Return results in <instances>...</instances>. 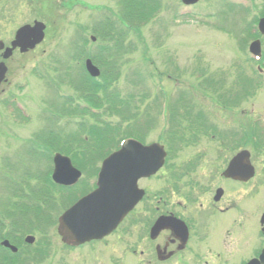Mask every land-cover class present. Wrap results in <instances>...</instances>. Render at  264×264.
Instances as JSON below:
<instances>
[{"label":"rangeland","instance_id":"rangeland-1","mask_svg":"<svg viewBox=\"0 0 264 264\" xmlns=\"http://www.w3.org/2000/svg\"><path fill=\"white\" fill-rule=\"evenodd\" d=\"M118 1L0 0V41L6 46L12 41L15 31L21 26L31 24L33 21L43 22L46 25L45 39L38 47L23 55L15 51L10 59L5 61L8 74L7 83L3 84L2 89L5 90V95L9 96L8 99L21 101L31 116L30 121L18 118V122L21 124L15 125L7 117L3 104L0 103V160L8 159L6 163L11 166L12 170L19 162L25 160L24 156H20L22 145L31 140V134L35 129L42 131L47 126L42 111L46 115L55 113L52 109L47 111L48 108H44L47 106L41 103L47 101L52 104L53 97L47 83L37 77L42 78L45 75L46 79L48 76L51 80L52 78L56 80L58 77L61 82L63 79L58 69L47 71L48 61L54 55L64 58L63 55L68 54V50L72 47L71 44L78 38L81 41L83 38L86 39L87 46L92 45L89 42L90 37L99 40L98 34L94 33L100 28L97 24L103 17H111V15L115 17L116 13L113 12L117 11ZM155 2L160 5L158 6L160 7L159 14L148 25L140 27V37L133 33L126 37L127 54L125 57L128 58V62L122 65L116 83L108 89L106 94H103V97L109 100L119 94L122 107L117 102L116 111L110 112L106 110L111 106L104 104L99 109L102 113L101 121L96 123L91 122L87 111V113L82 111L73 113L66 112L69 110L67 109L58 112L60 119L56 123V129L59 131L67 127L70 132L73 130L76 133L80 132L81 136L78 139H85L83 142L85 148L74 149L72 154H90L93 149L99 147V144L92 141L93 135L90 138L86 136L89 127L95 126L100 129L105 128L102 131L107 130L108 132V136L105 137L107 139L104 140L102 146L116 143L124 136L123 133L127 135L130 133L129 136L135 135L145 141V144L158 142L167 150L168 145L174 143L166 132L170 129L169 119L164 117L167 111L159 117L156 113V108L163 107L162 102L166 101L159 100V104L154 103L155 98L164 92L166 95H162L168 99L167 104H171L180 94L188 95L187 102L189 106L193 107L192 110L189 111L188 107H183V111L180 110V114H184L187 119H180V123L186 127H189V122H193L196 118L200 117L203 121L206 118L210 125L214 127L222 125V127H226L227 134L232 133L236 138L238 132L235 128H238L239 132L245 131L246 133L247 127L251 128L254 120L263 121V86H255L253 97V91L249 92L244 89L243 93L245 94H241L240 98L242 102L239 105L231 103L234 98L231 93L234 95L238 93L236 86L241 89L251 86L247 79H252L255 76L246 53L248 45H243L242 38L238 39L236 36L243 30L241 20L245 19L246 15L244 14L241 19L239 17L240 22L233 26L232 15L226 16L227 19H230L229 23L224 19H218V22L215 20L218 17H216V12L222 11V6L227 3V0H199L197 5L190 8L183 7L179 0L149 1L151 6ZM263 4L264 0H254L256 11L252 13V16L247 15V19L257 18L258 10H262ZM185 13L186 15L183 16ZM105 41L106 44L112 45L115 38L110 36ZM86 49L90 50L88 47ZM197 75L202 78L196 79ZM240 79H244L243 82ZM205 80L210 82L208 87L213 89L207 88ZM134 81L137 83L135 84ZM218 84L225 86L226 91L222 94L224 98H220V95L215 91L216 89L218 92L223 90L222 87H216ZM66 86L67 82L57 85L56 88H60L56 90L57 95L72 94L71 91L66 90ZM128 94H132L134 99L129 107H126L123 102L125 103ZM141 96H143L142 99ZM77 102L80 101L70 99V104L73 106L70 108L71 110H75L74 107L80 109L81 105L78 104H84ZM232 106L234 107L232 108ZM147 112L155 118L153 128H149L146 123L145 125L144 123L139 125L134 123L141 117L146 118L140 114L143 115ZM145 121L147 122L146 119ZM65 122L69 124L64 127ZM6 135L7 137H5ZM203 142L207 148L195 141H193L196 143L195 145L184 144L186 148L183 147L180 151L173 152L175 158L169 155L171 158L167 161L166 168L162 172H159L154 178L138 183L139 188L145 191V199L124 220L114 235L76 250L66 249L57 234V223H49L51 217L54 218V221L57 217L56 213L51 211L47 213V221L43 219L40 220V223L30 221L29 228L24 222L26 225L17 230L15 234H19V236L16 237L23 238L28 235L34 237L35 243L29 249L34 251L33 254L37 258H40L43 253L46 258H40L33 264H39V261H41L40 264H241L243 259L250 257L253 250L263 242L259 238L261 236L259 219L264 213V148L258 147L257 150L254 149V153L251 152L252 164L258 169V176L253 181L239 185L225 184L218 178L219 168L213 160L215 158L213 150L216 147L215 142H206L205 140ZM194 146H196L195 150ZM24 151L26 153V149ZM248 151L250 150L248 149ZM61 154L64 155V153ZM25 161L23 162L26 165H30L32 160ZM36 162L41 170L49 167L46 160L36 159ZM195 163H198L196 170L190 172L188 178L178 180L179 188L175 193L172 195L161 193L167 186L168 180L181 174L179 169ZM37 170L38 168L33 169L31 174ZM77 170L79 169L77 168ZM40 172L39 170L38 173ZM95 172L96 168L83 170L78 188L70 190L69 194H61V191H57L54 201H58V204L62 203V206L74 203L77 191L85 195L92 190ZM209 174L212 175L210 179ZM8 175H10L9 170L5 169L0 161V180ZM213 179L216 182L214 186L210 182ZM24 182L29 183L28 178ZM185 184H189L187 190L191 185L197 187L199 192L196 190L194 192L199 196L195 206L202 204L206 212L211 211L210 206L207 205L212 204V198L217 188H222L224 191L223 205L232 204L233 210L226 215H219L209 220L198 218L201 225L207 229L203 230L200 236L196 235L199 232L195 230L189 237L186 249L180 255L161 262L157 260L156 247L163 248L168 234L161 233L152 241L149 239L148 233L143 232L147 223L142 221H145L146 215H148L147 210H153L157 206L161 208L165 205V211L184 214L183 212L187 208L185 206L178 207L180 202L184 201H181V191L184 190ZM0 193H3L2 188H0ZM36 196L38 197L37 194ZM54 207L59 209L55 204ZM65 209L66 207H62L61 211ZM195 211L194 209V213ZM35 224L36 228H34ZM40 225H45L41 226L44 232L41 236L42 231L39 233L38 230H35L41 229ZM43 236L46 237L48 246L45 242V246L41 244ZM26 249L28 248H23V250ZM25 258L27 255L23 252L19 258V264Z\"/></svg>","mask_w":264,"mask_h":264},{"label":"water","instance_id":"water-1","mask_svg":"<svg viewBox=\"0 0 264 264\" xmlns=\"http://www.w3.org/2000/svg\"><path fill=\"white\" fill-rule=\"evenodd\" d=\"M197 1L182 0L185 5L194 4ZM44 28V25L35 22L33 27L24 26L19 29L12 43V49L7 50L4 57L8 58L12 50L17 47L22 53L34 49L43 40ZM1 49L2 45L0 44ZM86 68L92 77L99 76V71L90 61L86 62ZM5 73V67L0 64V83ZM161 152V148L157 145L144 149L136 148V151L123 149L105 160L98 178V189L82 199L60 218L59 234L62 236L63 242L73 241L78 245L92 239H100L111 233L143 195L137 189V180L149 177L162 166L164 154ZM224 175L240 180L252 177L253 170L248 162V154L240 153L230 163ZM79 176L80 174L70 166L69 160L56 157L53 174V180L56 183L70 186L78 180ZM220 195L221 192H218L215 197L216 201ZM261 223H264V216ZM164 227L170 226L155 227L152 231L153 235H157ZM170 229L184 245L187 239L186 229H178L177 226H171ZM28 241L32 242V239H28ZM5 245L7 244L5 243ZM12 251L15 252V249L12 248ZM249 264H264V249L259 259L251 261Z\"/></svg>","mask_w":264,"mask_h":264},{"label":"trees","instance_id":"trees-1","mask_svg":"<svg viewBox=\"0 0 264 264\" xmlns=\"http://www.w3.org/2000/svg\"><path fill=\"white\" fill-rule=\"evenodd\" d=\"M150 0H120L119 11L117 15H119L120 21V29L114 31L113 35L118 36V39L113 41L112 45H108L102 42L98 45V49L95 52H90V59L100 68L101 76L99 80L90 79V104L96 108H102L104 104H109V108L106 111H116L119 102L122 107V101H120V96L117 94L115 98L112 100L106 99L103 97V94H106L108 89L112 87V85L118 80L119 71L123 65V57L127 53L125 47L126 37L129 33H133L135 36L140 37L139 27L142 24L147 23L151 18H153L156 14V7L149 3ZM109 29L113 30V24H108ZM108 30V29H107ZM121 64V66H120ZM133 83V81H132ZM136 84V82L134 81ZM86 85L84 89L79 87L77 84V91H85ZM134 88V87H132ZM125 103L123 104L126 107H129V104L132 103L134 96L132 94H128L125 98ZM102 102V103H101ZM111 102V105H110ZM97 103H100L99 106ZM119 114V113H118ZM97 136H101V134H96ZM79 136V135H78ZM80 139H78V142ZM80 143V142H79ZM74 157V156H73Z\"/></svg>","mask_w":264,"mask_h":264},{"label":"flooded vegetation","instance_id":"flooded-vegetation-1","mask_svg":"<svg viewBox=\"0 0 264 264\" xmlns=\"http://www.w3.org/2000/svg\"><path fill=\"white\" fill-rule=\"evenodd\" d=\"M259 41L260 43V57H261V60L264 62V50H263V46H264V35H260V33L258 32H255V34L251 37V41ZM244 79H240L241 82H243ZM247 81L249 83H251L250 79H247ZM217 147H216V153H215V160H214V163L215 165L219 168V174H218V178L225 182V184H239L238 182H234V181H231V180H226L224 179L222 176H221V173L223 172V170L226 168L229 160L232 158V156L234 154H236L237 151L239 150H242V149H245V148H239L238 147V140L235 139L233 136L229 137V135L227 134V132L223 133L221 132L218 137H217ZM247 149H250V147L248 146ZM251 151V150H250ZM225 154V155H224ZM226 155L228 156L227 160L224 162V159L222 158H225ZM258 176L257 172L255 174V177L256 178ZM217 179V180H219ZM254 179H252L251 181H253ZM249 181V182H251ZM249 182L245 183V184H248ZM216 184V182L214 183V185ZM213 185V186H214ZM194 186V185H193ZM191 188V190L189 192H186V198L184 199L183 202H180V207H184L187 208V210L184 211L185 214H187L188 216H191L194 214V209L195 210H199L200 213L202 214V217L203 219H212L213 217H216V216H219V215H226L228 214L230 211L233 210V207H232V204H228V205H223V196H224V191L222 193V196L220 198V200L218 202H214L212 201V204L211 205H207V206H210L211 208V211H207L204 210V206L202 204H200L199 206H195V204L197 203V197L199 196V194H196V192H194L195 190L197 192L198 189L197 187H193ZM216 191V190H215ZM210 195V193H209ZM236 210H238V208H235ZM163 210V209H162ZM159 212V214H158ZM165 212V211H164ZM164 212L160 211V208L157 207L155 208L153 214H158V215H161V214H164ZM167 214H173L172 212H165ZM264 214V213H262ZM174 215V214H173ZM195 217V215L193 216ZM197 217V215H196ZM259 225H260V219H259ZM260 233H261V236H259L260 240L262 239L263 242L262 244H259L258 247L256 249L253 250V253L251 254L250 257H248L247 259H243L242 263L245 264L246 262H248L249 260L251 259H255L259 256L262 248L264 247V230L262 229V227L260 226ZM261 240V241H262ZM165 248L167 249L166 253L168 252H173V255L171 256V259L180 255L181 252L183 251H180V252H176L177 250V241H174V239H170L168 240L167 242H165ZM187 246V245H186ZM170 247H172L173 249H171ZM186 249V247H185ZM165 253V254H166Z\"/></svg>","mask_w":264,"mask_h":264}]
</instances>
